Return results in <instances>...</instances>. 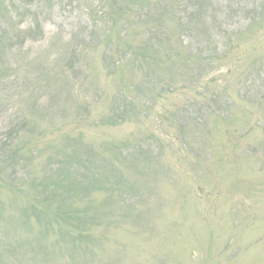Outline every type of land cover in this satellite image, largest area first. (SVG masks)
Returning <instances> with one entry per match:
<instances>
[{"label":"rangeland","instance_id":"1","mask_svg":"<svg viewBox=\"0 0 264 264\" xmlns=\"http://www.w3.org/2000/svg\"><path fill=\"white\" fill-rule=\"evenodd\" d=\"M112 1L0 0V264H264V0Z\"/></svg>","mask_w":264,"mask_h":264},{"label":"trees","instance_id":"2","mask_svg":"<svg viewBox=\"0 0 264 264\" xmlns=\"http://www.w3.org/2000/svg\"><path fill=\"white\" fill-rule=\"evenodd\" d=\"M157 3L159 4L158 5V9H159V14H161V15H167L168 17H170L171 15H174V14H177L176 13V11H175V7L174 6H177L178 4H176L175 2H173V4H170V2H168L167 0H161V1H157ZM201 3H203V2H197L193 7H194V11H198L199 9H200V7H201ZM112 5H110V4H107V2H106V4H105V6H104V10L102 11L103 12V14H106L107 13V10H108V8H111L112 6H114V7H116V4H117V0H113L112 1V3H111ZM154 6H155V3H154ZM154 6H153V8H154ZM172 8H175V9H172ZM191 17V16H190ZM179 18H184V16H182L181 17V15H179ZM255 20L254 21H258L259 22V25H258V31H259V29H261L262 30V34H263V32H264V15H261V16H259L258 17V15L256 16V18H254ZM252 20V19H251ZM110 21L114 24L115 23V19L114 18H110ZM256 28H254L253 30H252V33L250 34V37L248 38V41H247V43L245 44L246 45V48H244V49H242V50H240V49H238L239 50V53H240V55H241V58H242V60L244 61V63H243V67H244V65H246V63L248 64L249 63V61H251V59H252V56L251 55H253L254 54V52H255V50L257 49V47H259V46H257V44H259L258 43V39L257 38H253V39H251L253 36H259V33H258V31L257 30H255ZM162 30H163V28H162ZM171 34H177L176 32H172ZM172 36V35H171ZM173 37V36H172ZM128 39H127V43H128V45H129V48H127V47H125V50H126V52H128V51H130L131 50V53L132 54H135L136 53V50H135V45L137 44L136 42H133L132 40L130 41L129 40V37H127ZM250 47H251V49H250ZM118 52V51H117ZM262 52V51H261ZM113 56V55H112ZM248 66V65H247ZM242 67V68H243ZM241 68V69H242ZM238 72H240V65L234 70V73H238ZM159 83H163V81H158ZM165 86H169V84H165ZM11 131V130H10ZM10 133L11 132H9V129L7 130V134H9L10 135ZM7 134H6V136H7ZM18 147V149H20V150H22V148H21V146H17ZM23 149H24V147H23ZM7 159H9V158H7ZM58 214H60L59 212H58Z\"/></svg>","mask_w":264,"mask_h":264}]
</instances>
